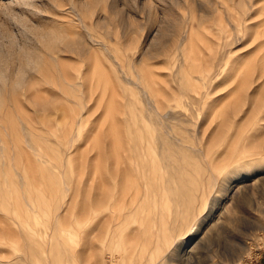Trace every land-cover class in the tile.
Masks as SVG:
<instances>
[{
	"label": "rangeland",
	"instance_id": "374dc122",
	"mask_svg": "<svg viewBox=\"0 0 264 264\" xmlns=\"http://www.w3.org/2000/svg\"><path fill=\"white\" fill-rule=\"evenodd\" d=\"M0 78V264L264 253V0H0Z\"/></svg>",
	"mask_w": 264,
	"mask_h": 264
},
{
	"label": "bare ground",
	"instance_id": "6f19581e",
	"mask_svg": "<svg viewBox=\"0 0 264 264\" xmlns=\"http://www.w3.org/2000/svg\"><path fill=\"white\" fill-rule=\"evenodd\" d=\"M21 73H23V72H21ZM4 79V78H3ZM0 80H2V78H0ZM18 84V83H17ZM138 139V138H137ZM123 140V139H122ZM148 142V141H147ZM114 144V143H113ZM117 144V143H116ZM123 144V143H122ZM139 144H140V142H139ZM141 145V144H140ZM147 145V144H146ZM114 148V147H113ZM114 150V149H113ZM115 150H116V148H115ZM121 151V150H120ZM116 152V151H115ZM125 152V151H124ZM112 153V152H111ZM127 154V153H126ZM126 154H124V155H126ZM148 154V153H147ZM121 154H113V155H108L107 157H105V161L106 162H110V163H112V165H110V166H108V167H106L105 168V174L103 173V170H102V168H103V164H102V161H100V162H98L99 164H97L96 166H97V178H98V186H99V193H98V198H97V200L96 201H98V205H101L102 204V200H103V192H102V187H104V183H105V181H104V178H105V176H106V173H108V175L109 176H111L112 178H114V179H116V178H118V176L120 175V173H121V176L123 175V183L124 184H126V182H127V178H128V175H129V167H128V165H127V159L126 158H124L123 156H120ZM127 156V155H126ZM130 157H131V155H129ZM135 156V155H134ZM144 157V156H143ZM145 157H147V156H145ZM99 160V159H98ZM129 160L130 161H133L134 160V162H135V158H129ZM150 160V159H149ZM147 162V161H146ZM128 163H130V162H128ZM132 164V163H131ZM158 164V163H157ZM138 166V165H137ZM132 168H133V166H131ZM135 167V166H134ZM152 167H153V165H152ZM156 167V166H155ZM149 168V167H148ZM154 168V167H153ZM136 169V168H135ZM135 169H134V171H135ZM150 169H151V167L148 169L149 171H150ZM160 169V168H159ZM144 170V169H143ZM153 170V169H152ZM148 171V172H149ZM137 172H139V170L137 169ZM151 172V171H150ZM150 172L148 173V174H150ZM155 172V171H154ZM153 172V173H154ZM152 173V174H153ZM162 173V172H161ZM135 174H136V172H135ZM157 174V173H156ZM149 176V175H148ZM248 176V175H247ZM131 177V176H130ZM141 177V176H140ZM143 177V176H142ZM156 175L154 176V179L156 180ZM138 178V177H137ZM149 178V177H148ZM246 178V177H245ZM234 179V178H233ZM140 180V179H139ZM143 180V179H142ZM240 180V179H239ZM144 181V180H143ZM145 181H146V179H145ZM152 181V180H151ZM156 182V181H155ZM138 183H139V181H138ZM138 183H136V185L138 184ZM109 184V183H108ZM143 185H144V183H142ZM145 184H146V182H145ZM131 184L129 183V186H130ZM231 185V184H230ZM128 186V187H129ZM137 186H139V185H137ZM147 186V185H146ZM97 187V186H96ZM119 187V186H118ZM159 188H160V186H158ZM162 187H163V185H162ZM165 187V186H164ZM229 187V186H228ZM115 188V187H114ZM144 188H145V185H144ZM221 188V187H220ZM98 189V188H97ZM116 189V188H115ZM120 190V189H119ZM160 190V189H159ZM163 190H164V188H163ZM104 191V190H103ZM114 191H117V190H114ZM165 191V190H164ZM132 192V191H131ZM134 192V191H133ZM146 192V191H145ZM145 192H144V194H145ZM161 192V191H160ZM147 193V192H146ZM165 193H167V192H165ZM132 194V193H131ZM143 194V195H144ZM149 194V193H148ZM162 194V197L163 196H165L164 194H163V192L161 193ZM202 194V193H201ZM116 194H114V196H115ZM158 196L160 195V194H157ZM156 195V193H155V197L157 198L158 196ZM167 195V194H166ZM206 195V194H205ZM119 196V195H118ZM117 196V197H118ZM138 196V195H137ZM142 196V195H141ZM120 197H121V195H120ZM126 197V196H125ZM155 197H153V199H155ZM110 198V197H109ZM116 198V197H115ZM133 198V197H132ZM146 198V197H145ZM150 198H151V195H150ZM150 198H149V201L148 202H150ZM166 198V197H165ZM121 199H122V197H121ZM143 199V198H142ZM163 199L164 198H162V201L161 202H163ZM202 199H204V198H202ZM106 200V199H105ZM110 200H111V198H110ZM134 200V199H133ZM140 200V199H139ZM205 200V199H204ZM116 201V200H115ZM118 201H120V199L118 200ZM117 201V202H118ZM128 201V200H127ZM142 201V200H141ZM155 201V200H154ZM159 201V200H158ZM158 201H157V204H158ZM165 201V200H164ZM170 201V200H169ZM203 201V200H202ZM205 201H207L208 202V199L207 200H205ZM146 200L144 201V204H145V206H147L146 205ZM151 202H152V199H151ZM160 202V201H159ZM201 202V201H200ZM206 202V203H207ZM113 203V202H112ZM119 203V202H118ZM153 203V202H152ZM156 203V202H155ZM167 203V202H166ZM115 204V203H114ZM134 204V203H133ZM135 204H136V201H135ZM141 204H143V202L141 203ZM144 204H143V206H144ZM148 204V203H147ZM198 204V203H197ZM208 204H209V202H208ZM119 205V204H118ZM160 205V204H159ZM166 205V204H165ZM191 205V204H190ZM199 205V204H198ZM108 207V213H107V215L105 216L106 217V222L108 221L110 224H113L112 222H113V219L115 218V210L113 209L114 207L112 206V204H111V201L109 202V205H107ZM161 206V205H160ZM169 206V205H168ZM167 206V207H168ZM134 207V206H133ZM139 207V206H138ZM140 207H142V206H140ZM154 207V206H153ZM166 207V208H167ZM116 208H117V206H116ZM156 208H158V207H156ZM155 208V209H156ZM169 208H171V206L169 207ZM200 208V207H199ZM118 209V208H117ZM143 209L144 208H142V211H143ZM152 209V208H151ZM150 209V210H151ZM197 209V208H196ZM133 210H134V208H133ZM206 210V209H205ZM148 211V209H146V212ZM152 211V210H151ZM151 211H150V213H151ZM189 211V210H188ZM200 211V210H199ZM103 211H101L100 213H99V216L97 217V219H96V228H95V231L97 232L96 233V238L97 239H100L101 238V233L104 231V222H103V219H104V217L102 216V218H100L101 217V213H102ZM105 212V211H104ZM155 212V211H154ZM161 212H163V211H161ZM170 212V211H169ZM172 212V211H171ZM179 212V211H178ZM143 213H145V211L143 212ZM165 213V212H164ZM168 213V212H167ZM132 214V213H131ZM145 214H148V212L147 213H145ZM169 214V213H168ZM196 214V213H195ZM125 215V214H124ZM123 215V216H124ZM150 216H152L151 214H149ZM161 215H162V213H161ZM172 215V214H171ZM184 215H185V213H184ZM212 215V214H211ZM158 216V214L156 215V217ZM165 216H166V213H165ZM165 216H163V217H161L160 216V220H162V218H164ZM168 216V215H167ZM118 217H119V215H118ZM117 217V218H118ZM169 217H170V215H169ZM173 217V216H172ZM196 217V216H195ZM195 217H192V218H195ZM201 217V216H200ZM211 217V216H210ZM155 218V217H154ZM209 218V217H208ZM168 219H170V218H168ZM168 219H165L166 221H168ZM172 219V218H171ZM169 220L170 222L172 221V220ZM154 220V219H153ZM187 220H189L190 221V219H187ZM196 220V219H195ZM164 222V221H163ZM192 222V221H191ZM196 222H198V221H196ZM203 222V221H202ZM168 223V222H167ZM187 223V222H186ZM184 224H185V221H184ZM196 224V223H195ZM107 225V224H106ZM168 225V224H167ZM186 225V224H185ZM194 225V224H193ZM171 226V225H170ZM185 227V226H184ZM184 227H181V230L180 231H182V233H184L183 231H184V229H185V231L188 229V228H184ZM188 227V226H187ZM109 228V227H108ZM107 228V229H108ZM175 228H177V226L175 227ZM109 230V229H108ZM107 230V231H108ZM169 230V229H168ZM193 231V230H192ZM187 232V231H186ZM191 231H189V233H190ZM197 232H198V230L197 231H195L194 233L192 232V233H190L191 235L188 237V238H183V236L181 237V238H178L177 240H175V243H176V245L179 247V249L180 250H182L183 249V247L185 246L186 247V245H188L189 243H191V242H193V240H194V238H195V236H196V234H197ZM109 234H110V232H109ZM181 234V233H180ZM186 234V233H185ZM199 234V233H198ZM197 234V235H198ZM178 235H179V232H178ZM182 235H184V234H182ZM187 235H188V232H187ZM158 236V235H157ZM185 237V236H184ZM175 238V237H174ZM197 238V237H196ZM166 240V239H165ZM174 241V240H173ZM198 241V240H197ZM100 243H101V240L99 241ZM98 242V248H100L101 247V244ZM164 242V241H163ZM166 242V241H165ZM164 242V243H165ZM168 242V241H167ZM200 242V241H199ZM196 243V242H195ZM173 246V245H172ZM195 246V245H194ZM170 246H168V248H169ZM167 248V249H168ZM171 248V247H170ZM193 248V247H192ZM176 249V248H175ZM174 249V250H175ZM190 249V248H189ZM168 251V250H167ZM169 251H170V249H169ZM188 251H190V250H188ZM195 251H196V249H195ZM186 252V251H185ZM188 253V252H187ZM100 260H102V259H100ZM159 260V259H158ZM98 262V261H97ZM148 263V262H147ZM96 264H101V262L99 263H96ZM103 264V263H102Z\"/></svg>",
	"mask_w": 264,
	"mask_h": 264
},
{
	"label": "crops",
	"instance_id": "0c3cea01",
	"mask_svg": "<svg viewBox=\"0 0 264 264\" xmlns=\"http://www.w3.org/2000/svg\"><path fill=\"white\" fill-rule=\"evenodd\" d=\"M254 264H264V253L260 254L258 259L254 262Z\"/></svg>",
	"mask_w": 264,
	"mask_h": 264
}]
</instances>
